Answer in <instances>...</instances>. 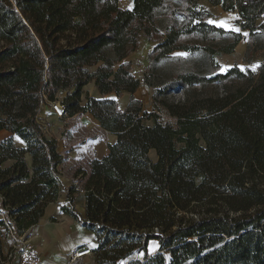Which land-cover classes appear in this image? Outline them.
Segmentation results:
<instances>
[{
    "label": "trees",
    "instance_id": "16d2710c",
    "mask_svg": "<svg viewBox=\"0 0 264 264\" xmlns=\"http://www.w3.org/2000/svg\"><path fill=\"white\" fill-rule=\"evenodd\" d=\"M199 1L132 0L121 8L120 0H0V130L25 144L0 140V264L12 249L2 248L9 231L26 233L61 190L62 157L38 120L41 105L60 93L66 116L89 112L116 134L108 153L89 163L83 215L75 208V184L60 206L95 234L97 264H264V61L257 70L220 71L215 57L230 53L242 36L209 23ZM205 1L236 11V23L249 33L247 47L264 48V0ZM229 33V44L216 43ZM141 36L154 44L150 72L174 50L202 53L210 65L180 70L154 87L155 95L175 88L186 94L163 103L178 129L165 128L155 114L143 123L133 96L140 81L125 61ZM91 81L100 97L86 94L82 104ZM216 83L227 88L215 95L196 88ZM113 93L129 94L128 105L120 109L107 97ZM194 131L206 146L193 141ZM150 239L159 243L154 253ZM15 257L17 250L8 261Z\"/></svg>",
    "mask_w": 264,
    "mask_h": 264
},
{
    "label": "crops",
    "instance_id": "0c3cea01",
    "mask_svg": "<svg viewBox=\"0 0 264 264\" xmlns=\"http://www.w3.org/2000/svg\"><path fill=\"white\" fill-rule=\"evenodd\" d=\"M95 69V68H94ZM87 85H92L94 92H90L88 95L99 98V92H97L94 83L88 82ZM86 85V86H87ZM86 86L84 90H86ZM139 89V88H138ZM137 89V91H138ZM136 94V92L134 93ZM133 94V95H134ZM129 96V94L123 93L120 97ZM107 97L115 98L118 102L120 97H116L115 94H109ZM40 107L41 114L43 110H47L45 104ZM126 106L119 107L120 109ZM38 113V117L44 114ZM49 112L52 113L49 109ZM58 120L59 117L52 113L51 119ZM43 125V123H41ZM63 125V127H62ZM62 127L58 136L50 134L51 129L42 127L45 129L46 135L53 137L57 143V149L61 154L62 161L58 165L57 170L60 172L59 180L61 190L59 191L56 199L47 203L44 207L43 214L40 220L31 225L27 230L26 240L27 243L37 249L40 254V258L43 264H97L94 259V254L84 255L77 257L74 262L69 263L66 260V255L81 247L94 248L96 246L95 234L92 230L86 229L80 222L74 217L60 211V206L65 202L66 192L70 185L75 184L78 186L77 191L73 194L75 201V208L79 213L83 215L84 212V189L79 185V180L86 179L89 173V163L93 159H99L101 156L106 155L109 151V145L115 143L116 134L109 133L98 124L97 120L89 112L81 114L70 115L66 118V121L60 124ZM77 127L85 130V136L80 142L74 141L73 137L68 136V132H73V129ZM73 128V129H72ZM66 131H65V130ZM65 132H64V131ZM95 132H91V131ZM64 133V134H63ZM98 135L94 138V135ZM13 137V142L17 147H25L22 140L15 134L10 133L5 129L0 130V140L7 137ZM83 142V143H81ZM26 163L31 171L30 155L27 153L24 156ZM85 178H79L84 171ZM10 240L5 238L3 240L4 252L9 248ZM159 247V243L155 239L148 241V253H154ZM5 264H18L17 258L6 261Z\"/></svg>",
    "mask_w": 264,
    "mask_h": 264
},
{
    "label": "rangeland",
    "instance_id": "374dc122",
    "mask_svg": "<svg viewBox=\"0 0 264 264\" xmlns=\"http://www.w3.org/2000/svg\"><path fill=\"white\" fill-rule=\"evenodd\" d=\"M199 3L201 6L209 10L210 15L207 20L211 21H227L229 25L239 28L238 24L236 23L237 20V13L236 11H224L220 5H210L205 0H200ZM119 6L121 8H130L132 6V0H120ZM158 21L161 23H165V10L160 9L158 11ZM214 24V23H213ZM216 24V23H215ZM218 25V24H216ZM226 31H232L230 28L223 27ZM237 32V31H236ZM239 33L242 36V39L232 48L233 50L230 51V53H219L216 57V63L219 64L220 71H225L227 68H230V66L238 65L241 68H245V66H249L253 70H257L258 65H260V62L264 61V48H248L247 47V41L249 37V33L247 30H241ZM247 33V35H245ZM233 39L232 34H225L223 37L218 39L216 43H223V44H229ZM153 43L148 42L145 37L141 36V39L139 41V46L135 51H132L127 58L125 59L126 62H128L129 67L131 68V71L133 75L140 81V87L138 91H136V94H134V99L141 101V115L143 117V123L151 124L153 114L157 116V121L161 123L165 128L168 129H178L182 126V124L179 123V120L172 115L164 106V102L172 103V102H182L186 100L187 96L184 93L182 89L175 88L172 89V91L164 94V95H155L154 94V87L159 85L161 82L160 80L163 77H169L171 74L176 73L180 70H191L195 69L197 71H201L204 69H210V65L208 64V60L202 53L198 54H191L187 51L182 50H174L171 53V56H169L166 59L161 60L159 63H157L152 72L148 70L149 65V53L150 50L153 47ZM180 53H184L185 55H178ZM91 70H94V67H90ZM146 76L147 80L151 81L153 87L148 86L145 81L144 77ZM86 86V85H85ZM85 88V87H84ZM196 88L199 90V94H212L215 95L216 93H222L223 89H226L227 86L216 83L214 85H197ZM90 92H94L92 89V85H87L86 90H84V94L82 95V104L85 102V95L89 94ZM64 93H60L57 96V99L60 101L62 99V96ZM100 95V94H99ZM120 97L117 106L123 107L127 106L130 96ZM47 106V110H43L44 114L43 116L38 117L39 123H43L41 125L42 127H46L51 129L50 134L53 136H58L61 130L63 129L60 127V124L66 121V117L59 118L58 120H55V118L51 119L52 113L49 112V101L44 102ZM42 107L44 105H41ZM40 109L38 110L39 113ZM41 114V111H40ZM41 114V115H42ZM62 128V129H61ZM73 129V128H72ZM45 130V129H44ZM65 130V129H64ZM63 130V131H64ZM85 130L86 128H79L73 129V132H68V136L66 137H73L74 141L80 142V140L85 136ZM64 131V132H65ZM91 132H95L94 130ZM64 134V133H63ZM98 135H94V138ZM191 138L194 142L200 145L206 146L207 143L205 140L201 137V134L199 132H192L190 134ZM83 143V142H81ZM152 160H156V154L153 150H150L148 153ZM84 173L79 176V178H85L84 175L86 174V171L83 170ZM84 180H79V185L82 186L84 183ZM193 211V210H191ZM201 211L200 208H196L194 212H188L187 216H191L193 213H199ZM5 251L4 253H6Z\"/></svg>",
    "mask_w": 264,
    "mask_h": 264
},
{
    "label": "built area",
    "instance_id": "2783aa9c",
    "mask_svg": "<svg viewBox=\"0 0 264 264\" xmlns=\"http://www.w3.org/2000/svg\"><path fill=\"white\" fill-rule=\"evenodd\" d=\"M50 111L56 115L59 118H64L66 116L65 113V106L63 102L59 100H55L54 102H50L49 104ZM57 176H60V172L57 170ZM157 230V229H156ZM10 233V244L12 249L7 254L6 260L10 259L13 256V251H18V264H43V261L40 258V254L37 251V249L27 243L26 240V233H12V231H9ZM93 254L92 248L90 247H81L78 249H74L73 251L69 252L66 255V260H68L69 263L74 262V260L77 257H81L84 255ZM2 262V261H1ZM3 262V264H5ZM126 263V261H123L121 264Z\"/></svg>",
    "mask_w": 264,
    "mask_h": 264
},
{
    "label": "snow or ice",
    "instance_id": "6c2138e0",
    "mask_svg": "<svg viewBox=\"0 0 264 264\" xmlns=\"http://www.w3.org/2000/svg\"><path fill=\"white\" fill-rule=\"evenodd\" d=\"M209 23H216V24H218V26H222V27L230 28L231 30H233V31H237V32L240 31L239 28H235V27L229 25L228 22H227V21H224V20H221V21H218V22H217V21H211V20H210ZM245 35H247V33H245ZM178 55H185V54H184V53H180V54H178Z\"/></svg>",
    "mask_w": 264,
    "mask_h": 264
}]
</instances>
